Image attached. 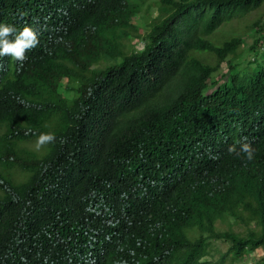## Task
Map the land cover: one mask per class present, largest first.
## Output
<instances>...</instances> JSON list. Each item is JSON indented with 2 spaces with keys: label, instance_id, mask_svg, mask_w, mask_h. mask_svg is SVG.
Masks as SVG:
<instances>
[{
  "label": "trees",
  "instance_id": "1",
  "mask_svg": "<svg viewBox=\"0 0 264 264\" xmlns=\"http://www.w3.org/2000/svg\"><path fill=\"white\" fill-rule=\"evenodd\" d=\"M99 1L100 39L87 40L99 54L68 49L87 29L82 12L57 39L41 33L29 60L0 77V264H66L84 244L104 250L97 264H222L257 248L263 254L250 264H264V62L244 70L241 35L206 38L264 0H139L157 11L135 36L141 47L105 34L112 13L127 38L138 5ZM50 2L0 0V23L26 22ZM251 26L253 51L264 23ZM29 128L54 132L56 142L36 151ZM244 137L252 161L228 152ZM135 170L155 180L136 200L125 179ZM250 184L258 191L230 197ZM228 218L242 229L217 230ZM212 240L227 243L217 260Z\"/></svg>",
  "mask_w": 264,
  "mask_h": 264
},
{
  "label": "clouds",
  "instance_id": "2",
  "mask_svg": "<svg viewBox=\"0 0 264 264\" xmlns=\"http://www.w3.org/2000/svg\"><path fill=\"white\" fill-rule=\"evenodd\" d=\"M83 1L85 0H72L69 5H62L60 0H51L50 8L38 7V9H36L33 12V15L28 17L30 20H27L26 22H18L16 25L0 23V77L4 76L5 73L12 74L15 67H19L20 65L22 66L29 60V57L35 51V48L39 44V38L41 36V33L46 35L48 38L52 37V39L53 38L57 39V35H59L60 33L66 34L67 31L70 32V29L72 28V24L75 23V21L79 17V15L77 14L79 13L81 14L82 12L84 13L87 29L83 32L82 36L79 38L77 45L68 47V49L69 51H72L74 49H79L80 50L79 55L86 54L90 57V59L92 56L99 54L98 50L91 43L87 42V40L100 39L96 37L95 34L92 32L93 31L92 26L97 25L96 19H97L98 8L101 9H106V8L100 6L101 4L100 1L96 4L97 0H93V2H90L86 6H84L83 4L82 7ZM79 2H81V4H79L76 8H74L73 5ZM145 3L150 4L149 1H142L141 5H138L137 10L131 15V17L130 18L128 17L126 24L131 26L129 27V29L135 28L134 20L132 19V17L137 12L142 11L141 18L143 16V13L148 12V10L145 12V10L143 9V5ZM129 4L132 5L133 3H129ZM150 8H154V7L151 6ZM155 12H156L155 14H157V11ZM105 15H106L105 28L107 29L105 34L107 33V31H112L115 33L116 36L115 38H113V40H117L120 38V42H122L123 38H121V36H122V32L125 30V27H123L120 23V21L122 22V20L112 13H106ZM28 22L31 23L28 24ZM145 22L146 21L141 20L140 24L142 25ZM134 40H136L135 37ZM251 44H252V40H251ZM257 44L258 45L255 46L256 49L250 51L252 54L251 59L246 60V64L251 63L250 67L254 66L256 56L261 55L260 51L262 50V48H264V37H262L261 40L257 42ZM79 63L82 62L79 61ZM98 65L99 67L104 66V65L102 66L101 61L98 63ZM27 134H32L37 136L34 145L36 151H40L42 148L46 147L49 144H54L57 139L56 134L54 132H41L37 134L31 128L28 129L26 135ZM228 152L230 154H235L237 157L243 156V158L246 159L247 161H252L254 158L255 149L252 147V144L248 141V138L244 137L242 141L239 142L238 148L236 146H230L228 148ZM125 179L128 180L131 190L137 193V197L134 198V200L141 199L142 196L154 192L155 180L152 179V175H149L148 173L143 172L142 170L138 172L136 170L132 171L130 178L125 176ZM217 179L221 182L222 176ZM216 180L208 184H205L201 190V193H207L213 191L216 188V186L214 185ZM106 184L110 186L112 182L107 181ZM246 189H252L258 191V189L254 187L253 184L245 185L233 191L230 197L243 198L246 194ZM161 195L162 193L159 192L157 193V195L154 196L159 197ZM240 211L242 214L246 215L244 211L242 210ZM114 213L115 212L110 213L109 217L111 215H114ZM228 220L231 221L230 218H228ZM234 227L235 228L240 227L238 230L242 229V227L238 225H233V229L236 230ZM104 253H105L104 250L98 251L95 247L87 246L84 244L81 252L78 255L70 256L66 264H97L100 261L101 257L104 255ZM61 259L62 258H60V260ZM61 264H63V261H61ZM113 264H128V263L122 260V261H116Z\"/></svg>",
  "mask_w": 264,
  "mask_h": 264
},
{
  "label": "rangeland",
  "instance_id": "3",
  "mask_svg": "<svg viewBox=\"0 0 264 264\" xmlns=\"http://www.w3.org/2000/svg\"><path fill=\"white\" fill-rule=\"evenodd\" d=\"M128 1V0H127ZM128 3H133L137 5H141V1L139 0H130ZM257 9L248 12L247 14L241 16V17H232L230 20L225 21L221 23L217 28H215L210 34L206 36V38L210 41H214L215 44H219L221 41L225 40L226 38H229L233 35H242V44H240V48L243 50L241 53V56L239 57V62L241 65H245L244 70L250 71V64H246V60L251 59V52L248 48L251 44V40L254 38L253 36V30H255V26H251V24L258 20L259 23H264V1L260 4ZM147 7V3L143 5V9L145 10ZM155 9L149 8L147 13H143V16L141 18L142 11L137 12L132 19L134 20V29L130 28L128 29L129 36L127 38H123L122 42L125 43L127 40H131L134 42L135 47H141V43L134 40V37L139 35H144L146 32L149 31V21L152 18V16L155 15ZM149 18V19H148ZM146 21L144 24H140V21ZM127 39V40H126ZM124 49H127L125 47ZM263 55H257L255 58V66L261 65L264 62V48L260 51ZM201 57L205 58V60L208 63H212L214 61V56L212 54H209L207 56L206 53H201ZM231 59V58H230ZM102 66L106 63L101 61ZM220 73L225 72V61L220 64ZM253 67V68H254ZM227 74L226 72L224 73ZM225 75L221 78L222 80L225 79ZM218 76V75H216ZM65 79H61V83H64ZM228 225H231V221H226L222 224H216L217 230H224L228 227ZM235 228V227H234ZM240 227H236L235 229L238 230ZM210 246L212 248L210 253V258L212 260H217L221 253H223L226 250L227 243L221 240H212L210 243ZM261 248H257L253 251H247L244 256L241 258L231 259L230 257L226 256L225 259H223L222 264H250L255 259H257L260 255H262ZM209 257V256H208Z\"/></svg>",
  "mask_w": 264,
  "mask_h": 264
}]
</instances>
